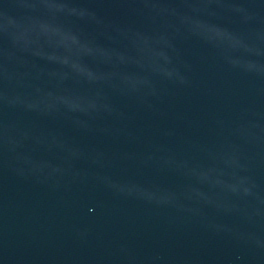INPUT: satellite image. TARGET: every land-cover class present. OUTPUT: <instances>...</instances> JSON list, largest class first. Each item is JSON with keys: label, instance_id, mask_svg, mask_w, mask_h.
Returning a JSON list of instances; mask_svg holds the SVG:
<instances>
[{"label": "water", "instance_id": "water-1", "mask_svg": "<svg viewBox=\"0 0 264 264\" xmlns=\"http://www.w3.org/2000/svg\"><path fill=\"white\" fill-rule=\"evenodd\" d=\"M0 264H264V0H0Z\"/></svg>", "mask_w": 264, "mask_h": 264}]
</instances>
